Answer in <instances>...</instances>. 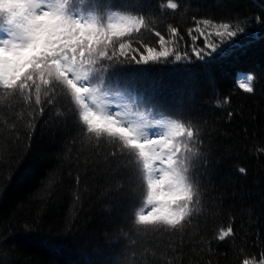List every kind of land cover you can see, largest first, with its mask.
Returning a JSON list of instances; mask_svg holds the SVG:
<instances>
[{"label":"trees","instance_id":"trees-1","mask_svg":"<svg viewBox=\"0 0 264 264\" xmlns=\"http://www.w3.org/2000/svg\"><path fill=\"white\" fill-rule=\"evenodd\" d=\"M100 1L103 25L111 21L130 32L108 31L114 48L108 65L121 89H137V102L126 101L130 113L147 119V126L178 120L194 133L189 142L197 157L189 174L198 202L175 229L140 225L138 214L153 207L147 204L142 164L131 165L118 141L97 139L78 127L80 106L62 89L49 105L51 93L40 85L37 105L35 86L30 98L0 87V264L259 262L264 258V1ZM140 17L145 25L137 32L132 24ZM223 24L243 32L219 37ZM209 44L217 46L211 57ZM148 49L169 55L145 63ZM248 75L252 93L239 86ZM168 136L167 129L165 140ZM228 227L232 235L217 240Z\"/></svg>","mask_w":264,"mask_h":264},{"label":"snow or ice","instance_id":"snow-or-ice-1","mask_svg":"<svg viewBox=\"0 0 264 264\" xmlns=\"http://www.w3.org/2000/svg\"><path fill=\"white\" fill-rule=\"evenodd\" d=\"M167 6L171 9L178 7L176 3ZM83 10L77 6L76 0H0V17L8 26L6 36L0 39V87L24 93L30 98L35 86L37 105L41 103L40 85L51 93L47 100L49 105L54 103L58 88L65 91L80 106L75 117L78 127L83 126L87 134L97 139L108 137L118 141L121 155L127 153L131 165L142 164L141 170L146 174L149 188L147 204L153 207L147 214H138V223L148 228L163 225L175 229L192 215L190 205L198 202V193L189 174V162L197 157V152L186 142H183L184 151L181 152L179 144L173 141L177 137L192 140L194 133L178 120H161L159 123L169 132L168 139L163 141L166 147L162 148L160 141L146 134V126L124 124L122 105L117 104L115 108L110 104L101 106L98 93L105 88L117 89V100L137 102L134 91L105 81L108 66L100 64L102 59H112L108 52V45L112 42L108 31L111 30L112 35L119 32L122 36L130 35V32L111 21L107 26L103 25L104 5L97 4L87 9L98 19H86L81 14ZM144 25L145 21L140 17L134 20L132 27L138 32ZM221 29L216 31V35L222 38L236 37L238 32H243L242 28L230 30L228 24H223ZM175 31L172 29L173 33ZM156 36L160 37V33L156 32ZM160 43H164L163 37H160ZM119 47L123 50L125 44L121 43ZM208 48L211 49L208 52L210 57L217 52L216 45L209 44ZM148 51L152 53L153 49ZM120 54L125 55L123 51ZM168 55V51H162L142 59L146 63ZM196 55L203 58L201 52ZM252 80L251 75L246 81L240 80V88L252 93ZM39 111L43 113L44 109ZM58 115L63 118L62 114ZM111 155L116 156L117 153ZM239 171L244 173L245 169L240 168ZM232 232L228 227L216 239L223 241ZM242 264L257 262L246 258ZM258 264H264V258Z\"/></svg>","mask_w":264,"mask_h":264},{"label":"rangeland","instance_id":"rangeland-1","mask_svg":"<svg viewBox=\"0 0 264 264\" xmlns=\"http://www.w3.org/2000/svg\"><path fill=\"white\" fill-rule=\"evenodd\" d=\"M113 50H114V48L111 46V44H109L108 45V52H109V56H111V57H112L113 54H111L110 51L112 52ZM149 55H154V53H149ZM108 63H109V61L107 59H102L101 62H100L101 65H107L108 66L107 70L109 69V76H115V69H112L111 67H109ZM99 98H100L101 106H105V105H108V104L114 106V105L120 104L116 99H107V98H104V97H99ZM120 110L122 111V107H121ZM257 264H258V262H257Z\"/></svg>","mask_w":264,"mask_h":264}]
</instances>
